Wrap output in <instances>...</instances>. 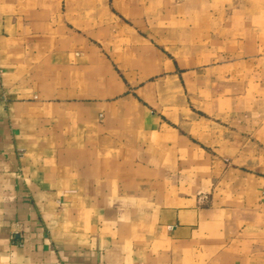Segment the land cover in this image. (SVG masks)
I'll list each match as a JSON object with an SVG mask.
<instances>
[{
  "label": "crops",
  "instance_id": "0c3cea01",
  "mask_svg": "<svg viewBox=\"0 0 264 264\" xmlns=\"http://www.w3.org/2000/svg\"><path fill=\"white\" fill-rule=\"evenodd\" d=\"M0 264H264V0H0Z\"/></svg>",
  "mask_w": 264,
  "mask_h": 264
},
{
  "label": "rangeland",
  "instance_id": "374dc122",
  "mask_svg": "<svg viewBox=\"0 0 264 264\" xmlns=\"http://www.w3.org/2000/svg\"><path fill=\"white\" fill-rule=\"evenodd\" d=\"M226 2H241V1H243V0H225Z\"/></svg>",
  "mask_w": 264,
  "mask_h": 264
}]
</instances>
